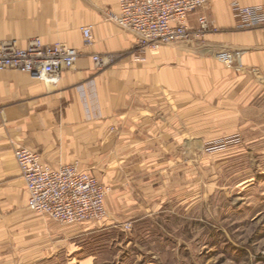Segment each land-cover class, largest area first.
Here are the masks:
<instances>
[{"label":"crops","instance_id":"0c3cea01","mask_svg":"<svg viewBox=\"0 0 264 264\" xmlns=\"http://www.w3.org/2000/svg\"><path fill=\"white\" fill-rule=\"evenodd\" d=\"M234 2L264 7V0H207L187 25L198 27L204 16L216 31L141 55L132 53L136 37L111 21L118 0H0V42L25 49L40 38L81 54L57 84L0 71V264H72L65 257L82 253L89 227L160 214L169 196L183 205L184 174L189 196L200 141L243 132L253 109L264 156V27L239 30ZM84 27L93 28L89 47ZM225 50L241 52L239 64H220ZM20 148L52 169L78 164L101 181L111 190L106 221L65 225L30 210Z\"/></svg>","mask_w":264,"mask_h":264},{"label":"rangeland","instance_id":"374dc122","mask_svg":"<svg viewBox=\"0 0 264 264\" xmlns=\"http://www.w3.org/2000/svg\"><path fill=\"white\" fill-rule=\"evenodd\" d=\"M233 13L239 30L264 27L241 28L238 14ZM250 114L251 123L243 126V132L238 128L228 138L200 141L198 170L189 196L188 174H184L183 205L169 196L160 214L103 223L108 218L106 199L111 190L98 180L107 190L106 216L97 221L104 226L89 227L93 229L82 241V253L66 256L65 263L89 259L94 264H264V156L257 154L254 109Z\"/></svg>","mask_w":264,"mask_h":264},{"label":"built area","instance_id":"2783aa9c","mask_svg":"<svg viewBox=\"0 0 264 264\" xmlns=\"http://www.w3.org/2000/svg\"><path fill=\"white\" fill-rule=\"evenodd\" d=\"M120 12L111 21L120 29L136 37L132 53L143 55L162 46L200 40L210 28L207 18H199L197 28H189L188 16L206 8V0H118ZM232 10L240 18L241 28L264 25V8H244L233 4ZM84 46L94 42L93 28L81 30ZM81 54L65 44H45L40 38L21 49L14 42H0V71L16 70L38 80L57 84L62 72L72 70ZM117 56H109L114 61ZM241 53L224 51L216 55L219 63L231 66L240 61ZM104 64L100 56H94ZM139 60V58H137ZM15 159L29 192L28 207L52 221L71 225L97 222L106 216L107 190L78 164L62 165L52 169L44 164L42 156L28 149L15 151Z\"/></svg>","mask_w":264,"mask_h":264}]
</instances>
